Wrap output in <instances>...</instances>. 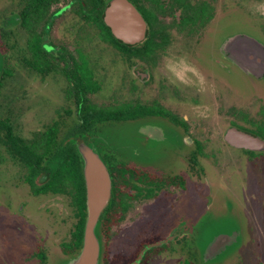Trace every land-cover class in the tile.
I'll return each mask as SVG.
<instances>
[{"label": "flooded vegetation", "instance_id": "1", "mask_svg": "<svg viewBox=\"0 0 264 264\" xmlns=\"http://www.w3.org/2000/svg\"><path fill=\"white\" fill-rule=\"evenodd\" d=\"M128 1L141 15L142 21L162 25L164 32L149 34L146 32L142 41L127 45L130 47L129 50H119L108 45L112 49L110 51L111 63L109 62L107 67L99 66L100 59L97 57L93 59L85 52V49L83 50L96 81L102 83L108 78L109 70L119 67L118 71L122 74L120 73L121 77H119L118 72L119 75L117 74L115 82L118 77L120 83H128L129 99L126 102H121L118 97L121 94V89L115 86L111 88L110 102L103 107L90 100L94 106V115L82 114V110H76L75 105L73 115H71L70 109L64 110L65 114L70 117L69 121H54L58 123L56 133L58 139L55 141V149L51 157L53 172L57 175L62 166H70V169L75 173L80 171L83 177L86 205L84 163L78 147L82 145L89 147L103 162L110 180L109 200L102 210V214L111 200V178L119 175V170L124 163L132 171L130 175H127L128 180H123L126 181L123 185L118 182L116 186L114 199L117 204L113 216L117 217V221L113 225L114 232L120 230L122 223L129 216L136 218L146 204L150 207V209H146L150 226L146 227L162 232L169 227L170 218L176 220L179 216L178 209L184 205L186 200L200 202L202 194L205 193L204 189H208V191L211 189L209 184L207 187L202 185V174L207 169L212 168L218 172L224 169L223 165L229 167L234 164L249 171L259 170L254 178H249L244 173L241 180L242 189L245 192L243 202H241L246 224L244 227L241 226L242 229L237 227V230L232 232V234H236L233 241L225 243L222 247L221 244L216 243L217 241L209 246L213 241L212 238L201 252L200 249L191 245L193 242L191 236H189L190 241L187 240L189 238L186 237V233H191L188 232L191 228L179 223V219H177L170 227L171 233L169 232L165 239L158 242L166 241L162 245L165 247L163 250L174 246V248L172 247L174 257L161 259L160 264H264V258L254 257L256 255L254 253L251 257L252 251L259 250L261 252V249L256 248V242H253L256 238L254 234L264 232V146L254 150L237 148L228 144L223 135L225 143L222 148L223 152L227 153L233 162H214L218 165L214 168L211 167L208 160L215 158L211 155L220 153L212 151V153L209 152L210 156L206 155L208 149L214 148L208 147L201 140L190 136L192 132H198L193 131V123L214 122L224 117L231 127L258 137L264 142V95L259 99L258 125L260 130L258 133L242 130L239 128L242 125L235 123L237 121L246 122L248 116L234 114L232 75L235 65L230 58V49H223V44L229 37L225 33H216L222 16L227 15L230 9L234 8L233 0ZM6 21H17V19L8 18ZM146 39L148 42L143 44ZM57 46L66 48L64 45ZM76 46L77 43H75ZM66 51L74 53V49ZM66 51L64 52L67 53ZM57 55L55 53V56ZM67 56V59L72 58L71 55ZM75 57H78L76 53ZM113 58H115L114 61ZM260 80H264V77ZM123 106H129L131 116L111 117L105 113L110 109L119 111ZM223 106H225L224 111L219 112V108ZM139 122L145 124L139 125ZM125 125L133 126L134 132H131L130 140L121 141L118 131ZM38 132L40 131L34 132L30 137L18 134L24 139H31ZM191 147L192 149H190ZM128 151L133 152V156L131 155L133 160L130 162L125 158ZM146 154L148 155L147 159L145 158ZM187 155L188 177L186 168H184V160ZM159 156L168 159L166 162H162ZM6 159L23 172L21 180L28 189V194L25 196L27 207L31 208L30 200L32 198L42 196L67 200L71 216L75 219L68 232V238L59 243L62 255L67 256L62 250L70 243L75 231L79 213L77 201L80 200V188L70 184L65 189L54 186L51 191L42 194L40 191H35V188L26 182L25 169L15 163L9 156L6 147L0 144V163ZM174 167H176V172H173ZM47 178L46 173H39L35 177V182L39 186L45 183ZM220 178L226 179L225 177ZM127 181L129 185H127ZM220 186L222 188L228 186L227 192L231 190L230 184L221 183ZM231 194L234 195L232 192ZM23 195L19 193L13 198L19 201V197L22 198ZM121 195L124 197L120 198ZM235 197H237L236 194ZM22 206L19 204V210L22 209ZM197 214H200L199 210L194 211V220H198ZM200 220L201 218L198 222L195 221L193 228L199 224ZM242 232L248 235L246 238L250 237L252 240L239 243L238 236ZM251 235L253 236L251 237ZM258 244L261 245L260 242ZM262 245V250H264V243ZM234 251H236L237 262H232ZM38 253L44 255L45 260L44 252L39 251ZM185 253L189 257H184ZM145 264L150 263L145 262Z\"/></svg>", "mask_w": 264, "mask_h": 264}, {"label": "rangeland", "instance_id": "2", "mask_svg": "<svg viewBox=\"0 0 264 264\" xmlns=\"http://www.w3.org/2000/svg\"><path fill=\"white\" fill-rule=\"evenodd\" d=\"M68 1L60 0V3L53 6L52 10L64 9L70 4ZM233 3L234 8L230 9L227 15L222 16L221 23L216 28V33H225L227 37L246 35L264 45V0H233ZM16 7L17 0H0V18L2 15L8 16ZM70 9L71 4L55 19L47 39L54 44L64 45L71 51L74 49L75 43H81L85 52L93 59L95 57L100 59L99 66H109L112 48L99 39L96 29L81 23ZM8 18L14 17L10 16ZM1 53L3 54V49L0 50ZM5 53H8L6 56H8L9 63L6 66L12 69V76L0 81V113H6L9 116L17 132L24 137H30L34 132L42 131L54 121L68 122L70 117L65 114L64 110L70 109L71 115H73L74 103L65 97L66 83L64 79L58 76L42 79L27 68L17 65L8 51ZM114 60L115 58H113ZM118 69L119 67H115V69L108 71V78L102 83L100 82L101 89L99 93L90 98L96 105L103 107L109 103V98L112 95L111 88L115 86L121 89V94L118 96L120 101H128V83H120L118 77L115 82L118 72L121 73ZM121 74L119 77H121ZM232 84L234 114H246L248 116L247 120L258 119L259 99L264 95V80L252 78L234 66ZM224 109L225 106L220 107L219 112L224 111ZM235 123L248 127V124L244 121ZM138 124L144 125L145 123L139 122ZM192 126L193 131L198 132H192L190 136L201 140L204 145L214 148L212 150L208 149L206 155L210 156L209 152L212 153V151L220 153L211 155L215 157L213 160H208L211 167H218L215 164L216 162H233V159L222 149L225 146L223 135L231 127V124L224 120V117L214 122L193 123ZM131 132H134L133 126L125 125L124 128L118 131V137L121 141L130 140ZM131 155L133 156V152L130 153V151L125 155L126 160L129 162L133 160ZM187 157L188 155L185 156L184 168H186V176L188 177L189 164ZM145 158H148L147 154ZM159 159L166 162L168 158L165 159L159 156ZM223 168L218 172L212 168L203 172L202 185L207 187V184H209L211 189L209 191L204 189L205 193L202 194L200 202L188 199L178 209L179 216L176 220L179 219V223L191 228L188 231L191 233H186V237L191 236L190 238L193 239L191 245L200 249L201 252L212 238L213 241L209 246L216 242L217 237L221 235L230 236L232 232L237 230V227L241 228L246 224L242 207L245 192L242 189L241 180L244 173L249 178H254L259 170L249 171L234 164L229 167L223 165ZM173 172H176V167H174ZM22 173L19 167L12 165L7 159L0 163V264H40L35 257V254L39 251H43L46 255L45 264H67L75 256L62 255L59 247V243L68 238V232L75 222V219L71 216L67 200L42 196L32 198L30 200L31 208L27 207L25 196L28 194V189L22 183ZM221 183L230 184V193L227 192L228 186H226L227 189L226 187L222 188ZM19 193L24 195L22 198L19 197L18 201L13 196L16 197ZM235 194L237 197H235ZM19 204L23 205L21 210L18 208ZM148 208L150 209L146 204L136 218L129 216L125 219L119 231L114 232L112 229L111 233L113 235L107 246V256L110 264H121L131 260L141 244L155 243L169 235L170 227L174 225L176 220L170 218L168 221L169 227L166 231H154L151 227H146L150 226L146 210ZM195 210L200 211V214L197 215L199 216L198 220L200 218L201 220L193 228L197 220H194ZM261 232L254 234L256 238H254L255 241L253 240V242H256V248L261 249V252L254 250V252H251V257L254 253L256 254L254 257L258 256L262 259L264 258V250H262L264 232ZM235 236L236 234L233 237L234 239ZM247 236L242 232L239 234L237 241L241 243L245 240H252L250 237L246 238ZM190 238L187 240L190 241ZM233 238L230 241H233ZM258 242H260V246ZM172 247L174 248V246H170L167 250H159L160 247H157L158 250L148 255L146 262L160 264L161 259L174 257ZM236 251L232 254V262H237ZM101 253L99 264H102L103 253ZM183 255L189 257L187 253ZM140 264L142 263L140 262Z\"/></svg>", "mask_w": 264, "mask_h": 264}, {"label": "trees", "instance_id": "3", "mask_svg": "<svg viewBox=\"0 0 264 264\" xmlns=\"http://www.w3.org/2000/svg\"><path fill=\"white\" fill-rule=\"evenodd\" d=\"M110 0H69L72 3L70 11L81 23L88 27L97 30V34L101 41L119 50H129L130 47L117 41L111 34L108 27L102 21V16L105 7ZM131 1V0H130ZM60 3V0H17L16 9L8 16L2 15L0 18V50L3 49V54H0L1 75L0 81L6 77L12 76V69L8 66V56L5 52H9L10 56L16 61V64L27 68L42 79L50 76H60L66 81L64 89L65 97L72 101L76 110H82V114L86 116L94 115V106L90 102V97L96 95L100 91V82L96 81L92 71V67L88 64L84 48L81 43L77 42L74 48V53H68L63 46H57L47 39L50 30L53 27L56 13L60 9L52 10L53 6ZM13 16L17 21H6L8 17ZM146 16V13H144ZM148 30L147 33H162L163 26L146 21ZM148 39L143 44H146ZM56 51V52H55ZM66 51L67 53H65ZM5 53V54H4ZM55 53L58 55L55 56ZM77 54V58L75 57ZM68 55V56H67ZM71 55V59H67ZM106 114L111 117L131 116L129 106H123L119 111L107 110ZM69 114V112H68ZM3 115V116H2ZM248 127L239 126L240 129L258 133L260 127L258 119L247 120ZM58 123L52 122L42 131L35 133L33 138H22L12 124V120L6 113H0V144L6 147V150L12 160L19 164L26 171V182L35 188V191L47 193L54 186L65 189L67 185L80 188V200L77 201L79 213L73 232L71 241L63 247V253L67 256L75 255L82 244L83 229L86 219V205L84 197L83 177L80 173H75L70 169V166H62L55 175L54 168L51 165V157L55 149V141L58 139L56 134ZM54 167V166H53ZM131 168L122 166L117 177L112 176V194L111 200L99 218L98 224V239L102 245V264H110L108 254V244L112 238V229L117 217L113 216L114 208L117 201L114 199L116 186L118 182L122 185L128 180L127 175H130ZM39 173H46L47 180L42 185H37L35 177ZM57 183V185H55ZM127 185H129L127 181ZM121 195L120 198H123ZM124 208V205H122ZM148 243L141 244L131 260L121 264H126L133 261L138 252ZM165 247L158 248L163 250ZM156 248L148 251L142 264H145L148 255ZM40 264H45L44 255L41 253L35 254Z\"/></svg>", "mask_w": 264, "mask_h": 264}, {"label": "water", "instance_id": "4", "mask_svg": "<svg viewBox=\"0 0 264 264\" xmlns=\"http://www.w3.org/2000/svg\"><path fill=\"white\" fill-rule=\"evenodd\" d=\"M71 4V3H70ZM59 10V15L70 7ZM103 22L112 36L126 45H132L144 39L147 32L146 22L128 0H110L103 13ZM223 49H230V58L234 65L244 74L256 79L264 77V45L246 35L231 36L223 44ZM224 140L231 146L249 150L264 146L258 137L252 136L235 127L227 129ZM83 159V172L86 184V219L83 229L82 244L79 251L67 264H99L101 245L97 235L99 218L108 203L110 180L106 168L89 147H78ZM230 236L217 237L216 243L221 247L232 240ZM234 239V238H233ZM166 241L146 245L136 259L128 264H140L143 256L150 249L162 246Z\"/></svg>", "mask_w": 264, "mask_h": 264}]
</instances>
